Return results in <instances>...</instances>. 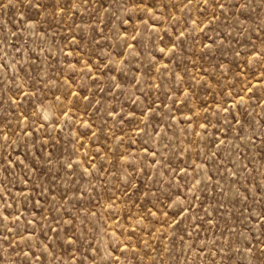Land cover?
I'll return each mask as SVG.
<instances>
[{
  "label": "rangeland",
  "instance_id": "1",
  "mask_svg": "<svg viewBox=\"0 0 264 264\" xmlns=\"http://www.w3.org/2000/svg\"><path fill=\"white\" fill-rule=\"evenodd\" d=\"M0 264H264V0H0Z\"/></svg>",
  "mask_w": 264,
  "mask_h": 264
}]
</instances>
